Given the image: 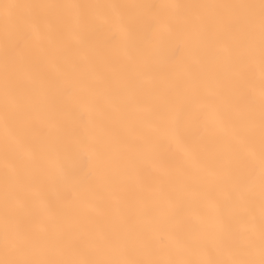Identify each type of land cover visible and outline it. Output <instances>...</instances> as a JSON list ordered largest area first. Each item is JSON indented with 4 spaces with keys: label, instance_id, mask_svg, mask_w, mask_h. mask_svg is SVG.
<instances>
[{
    "label": "snow or ice",
    "instance_id": "1",
    "mask_svg": "<svg viewBox=\"0 0 264 264\" xmlns=\"http://www.w3.org/2000/svg\"><path fill=\"white\" fill-rule=\"evenodd\" d=\"M0 264H264V0H0Z\"/></svg>",
    "mask_w": 264,
    "mask_h": 264
},
{
    "label": "bare ground",
    "instance_id": "2",
    "mask_svg": "<svg viewBox=\"0 0 264 264\" xmlns=\"http://www.w3.org/2000/svg\"><path fill=\"white\" fill-rule=\"evenodd\" d=\"M121 2H128V3H130V2H137V0H121Z\"/></svg>",
    "mask_w": 264,
    "mask_h": 264
}]
</instances>
